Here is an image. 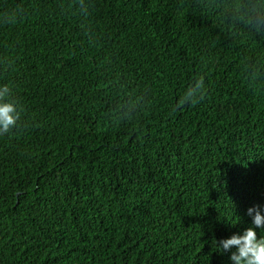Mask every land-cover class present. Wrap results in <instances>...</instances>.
Instances as JSON below:
<instances>
[{"label":"trees","instance_id":"16d2710c","mask_svg":"<svg viewBox=\"0 0 264 264\" xmlns=\"http://www.w3.org/2000/svg\"><path fill=\"white\" fill-rule=\"evenodd\" d=\"M0 264H264V0H0Z\"/></svg>","mask_w":264,"mask_h":264}]
</instances>
